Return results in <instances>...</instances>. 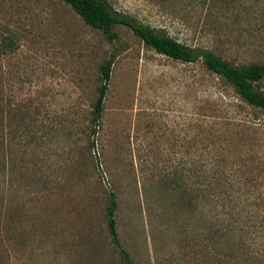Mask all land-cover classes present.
I'll list each match as a JSON object with an SVG mask.
<instances>
[{"label": "rangeland", "instance_id": "1", "mask_svg": "<svg viewBox=\"0 0 264 264\" xmlns=\"http://www.w3.org/2000/svg\"><path fill=\"white\" fill-rule=\"evenodd\" d=\"M109 2L234 65L264 63V0ZM0 30L17 37L0 56V264H122L109 193L132 264H247L206 195L226 182L223 198H239L237 211L264 226L263 111L200 61L157 54L125 27L109 43L59 0H0ZM111 54L91 136L99 66ZM254 238L250 261L264 264V232Z\"/></svg>", "mask_w": 264, "mask_h": 264}, {"label": "trees", "instance_id": "2", "mask_svg": "<svg viewBox=\"0 0 264 264\" xmlns=\"http://www.w3.org/2000/svg\"><path fill=\"white\" fill-rule=\"evenodd\" d=\"M71 7V9L79 16L83 23L90 28L100 31L109 43H120V37L116 28L121 26L127 28L135 37L140 39L145 46L154 50L157 54L164 55L176 61L183 63L201 62L205 69L231 85L236 94L249 106L264 112V91L260 88V83L264 80V63H253L249 65H234L225 60L213 51L200 48L189 47L180 43L171 37L165 30L155 29L145 25L137 20V18L125 13L116 12L109 0H59ZM195 4V2L193 1ZM196 5V4H195ZM197 6V5H196ZM1 31V30H0ZM16 35L8 31L0 32V56L13 53L16 49ZM114 55L111 54L108 59L104 60L99 66L100 85L97 88V96L91 104L92 124L91 136L95 134V128L99 126V121L104 111L103 103L105 95L108 91V82L112 70ZM93 147V143H90ZM230 187L234 186L229 183ZM228 184L226 182H217L215 186L207 190L206 200L210 204V211L217 212L221 210L222 235L226 245L232 244L237 250H242V254H247V264H262L259 260L261 257H251L249 249L255 243L258 233L263 231L264 227L259 222H255L256 218L251 212L237 211V201L239 198H232L231 195L223 198L228 194ZM239 190L242 188L239 186ZM216 189V190H215ZM198 196L190 199L189 204L197 201ZM237 199V200H236ZM255 202L248 204L252 207ZM116 200L112 193L108 194L106 208V222L109 237L113 245L120 251L122 264H132L129 253L123 248L116 227L115 220ZM218 215V214H217ZM264 223V218H262ZM233 220V221H231ZM211 229L216 235L215 223L211 222ZM240 234L241 236H238ZM250 236H253L250 238Z\"/></svg>", "mask_w": 264, "mask_h": 264}]
</instances>
